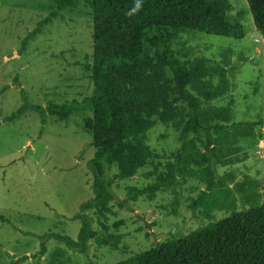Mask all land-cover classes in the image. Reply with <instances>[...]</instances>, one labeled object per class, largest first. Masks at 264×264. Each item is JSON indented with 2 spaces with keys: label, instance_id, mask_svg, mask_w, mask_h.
Wrapping results in <instances>:
<instances>
[{
  "label": "rangeland",
  "instance_id": "obj_1",
  "mask_svg": "<svg viewBox=\"0 0 264 264\" xmlns=\"http://www.w3.org/2000/svg\"><path fill=\"white\" fill-rule=\"evenodd\" d=\"M56 1L0 0V264H114L226 217L221 209L202 217L190 208L204 190L200 169L176 157L178 134L156 123L147 136L148 164L134 177L114 183L109 213L86 212L97 239L84 252L48 240L40 256L44 234L77 239L81 224L75 216L93 197L86 165L94 149L85 129L91 111L51 114L44 125L33 110L10 119L23 105L21 92L38 107L81 103L91 94L92 11L82 0L21 49L27 34L56 9ZM228 1L233 16L245 13L243 40L187 31L177 35L171 49L182 63L199 61L224 72L221 80H211L221 95L202 107L220 110L227 124H237L249 137L238 143V153L247 158L217 171L263 189L264 38L247 12V1ZM116 173L112 168L110 175Z\"/></svg>",
  "mask_w": 264,
  "mask_h": 264
},
{
  "label": "trees",
  "instance_id": "obj_2",
  "mask_svg": "<svg viewBox=\"0 0 264 264\" xmlns=\"http://www.w3.org/2000/svg\"><path fill=\"white\" fill-rule=\"evenodd\" d=\"M78 1L57 0L56 9L27 34L21 49L62 11L76 8ZM246 1L255 29L264 38V0ZM82 2L92 11L90 96L81 103L38 107L21 92L23 105L10 118L33 110L44 125L51 114L92 112L85 129L94 149L86 165L93 176V197L79 206L75 216L81 224L77 239L44 234L40 256L48 240L84 252L88 242L97 239L86 212L109 213L115 200L112 186L148 164L147 136L161 123L178 134L176 157L200 169L204 190L191 200L190 208L198 209L202 217L215 209L228 215L114 264H264V194L260 193L264 188L254 181L235 182L232 174L217 171L247 158L238 153V143L249 132L227 124L220 110L205 112L202 107L221 95L219 85L213 87L211 80H221L224 72L199 61L182 63L171 49L177 35L187 31L243 40L245 13L233 16L228 0H142L134 12L137 0ZM112 168L117 171L114 175Z\"/></svg>",
  "mask_w": 264,
  "mask_h": 264
},
{
  "label": "clouds",
  "instance_id": "obj_3",
  "mask_svg": "<svg viewBox=\"0 0 264 264\" xmlns=\"http://www.w3.org/2000/svg\"><path fill=\"white\" fill-rule=\"evenodd\" d=\"M142 0H137L135 7L132 9V11H136L140 8Z\"/></svg>",
  "mask_w": 264,
  "mask_h": 264
}]
</instances>
